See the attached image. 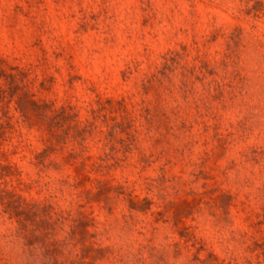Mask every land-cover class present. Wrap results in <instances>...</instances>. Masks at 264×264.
Here are the masks:
<instances>
[{
  "label": "clouds",
  "instance_id": "9594fccd",
  "mask_svg": "<svg viewBox=\"0 0 264 264\" xmlns=\"http://www.w3.org/2000/svg\"><path fill=\"white\" fill-rule=\"evenodd\" d=\"M0 264H264V0H0Z\"/></svg>",
  "mask_w": 264,
  "mask_h": 264
}]
</instances>
